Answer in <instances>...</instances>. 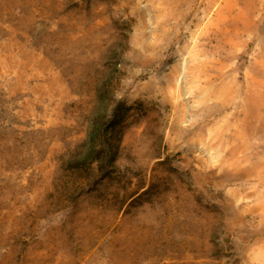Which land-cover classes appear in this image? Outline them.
I'll return each instance as SVG.
<instances>
[{
	"label": "rangeland",
	"instance_id": "rangeland-1",
	"mask_svg": "<svg viewBox=\"0 0 264 264\" xmlns=\"http://www.w3.org/2000/svg\"><path fill=\"white\" fill-rule=\"evenodd\" d=\"M0 264H264V0H0Z\"/></svg>",
	"mask_w": 264,
	"mask_h": 264
},
{
	"label": "trees",
	"instance_id": "trees-1",
	"mask_svg": "<svg viewBox=\"0 0 264 264\" xmlns=\"http://www.w3.org/2000/svg\"><path fill=\"white\" fill-rule=\"evenodd\" d=\"M95 122L90 126L89 131L86 134L83 149L75 154H72L76 159L85 160L92 159L97 162L98 172L102 171L103 168L100 166V161H103L105 158H109L110 162L113 161L114 151L116 149L115 137L116 133L108 132L109 126L114 125L113 120L116 118V112L110 114L106 113V110L103 108L100 111L94 113ZM115 125L113 126V129ZM119 138V134H118ZM109 162V161H108ZM111 163L109 164V166Z\"/></svg>",
	"mask_w": 264,
	"mask_h": 264
}]
</instances>
